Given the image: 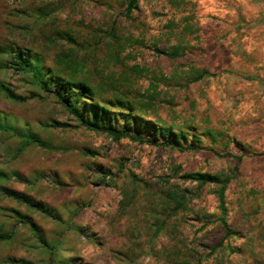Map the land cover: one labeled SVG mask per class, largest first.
Listing matches in <instances>:
<instances>
[{"label":"rangeland","instance_id":"obj_1","mask_svg":"<svg viewBox=\"0 0 264 264\" xmlns=\"http://www.w3.org/2000/svg\"><path fill=\"white\" fill-rule=\"evenodd\" d=\"M123 8L124 0H0V48L29 51L51 89L61 87L54 71L63 55L93 84L121 81L131 66L154 71L163 77L157 103L128 128L145 126L144 138L154 125L187 132L198 149L113 141L79 126L28 77L0 69V83L26 98L0 91L8 128L0 130V227L11 236L0 264H264V0H138L129 18ZM175 46L178 57H167ZM7 59L0 54V65ZM196 70L215 76L192 82ZM147 80L130 78L140 92ZM106 108L121 125L124 112ZM226 178L229 237L215 196Z\"/></svg>","mask_w":264,"mask_h":264},{"label":"trees","instance_id":"obj_2","mask_svg":"<svg viewBox=\"0 0 264 264\" xmlns=\"http://www.w3.org/2000/svg\"><path fill=\"white\" fill-rule=\"evenodd\" d=\"M137 7L138 0H124L123 16L129 18L131 14L137 10ZM113 31L114 28L111 27L106 35L109 39L111 38ZM179 50L180 47L175 46L169 52L164 53L167 57L175 59L179 55ZM0 54L8 57L6 62L0 65V69H12L17 74L28 77L30 84L35 86L38 91H42L48 96L52 95L56 102L63 106L81 127L105 134L113 141L129 139L134 142H146L151 145L169 147L180 152L198 149L195 147L194 136L188 138L189 134H187V132L185 133L181 131L179 132L180 137H177L176 134L173 133L172 128L154 125L152 127L154 131L152 136L144 138L141 135V130L145 126L138 125L137 131L139 132L135 133H131L128 128L131 121H135L134 115L138 114L143 118L150 117L151 112L149 110L157 103L156 97L158 96V86L156 81L163 77L158 78L157 73L154 71L131 66L120 73L122 76L121 81L114 80L113 76H106L100 82L93 84L90 83L88 79L82 78V75L84 74V68L82 65H76L72 60H67L63 55L58 62L62 64V67L54 71V73L61 77V87L51 89L48 80L45 78L46 68L35 56H31L29 51L13 48H0ZM110 59L114 63H118L117 52L114 56L110 57ZM60 64L59 66H61ZM144 76L148 79V85L142 92H140L134 84L131 83L130 78H141ZM213 76H215L214 73H209L205 70H196L191 81L196 82L202 80L204 77ZM0 91L12 101L22 102L26 100V98L15 94L7 84L0 83ZM35 95V93H32L30 96L34 97ZM104 96H108V100H106ZM106 107L117 108L124 112L122 114L123 121L121 125L111 124V118H108L109 114ZM5 125L6 122H0V130L3 131L8 129ZM206 135L212 136L210 132H207ZM158 137H163L161 142H158ZM214 153L219 157H230L236 161H241L242 159V155L235 156L231 153H225L223 155L216 154V152ZM185 177L196 181L199 184L216 183L214 178L205 174H190ZM228 180L229 179L226 178L219 182L220 186H218L215 191L217 207L220 212L218 221L224 233V237H229L231 234V230L223 219V215L225 214L224 190ZM1 192L17 201H23L29 206H33V203L28 202L14 192L6 189H1ZM181 205V201L176 202L173 212L179 210ZM30 225L37 239L42 243L43 239L39 235L38 229L35 228L33 224ZM10 237L9 234H3L0 227V243Z\"/></svg>","mask_w":264,"mask_h":264}]
</instances>
